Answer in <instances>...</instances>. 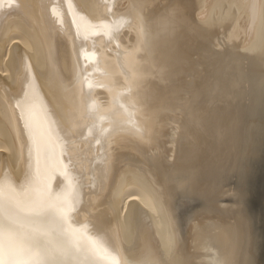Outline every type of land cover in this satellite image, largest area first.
I'll return each mask as SVG.
<instances>
[{"label":"bare ground","instance_id":"1","mask_svg":"<svg viewBox=\"0 0 264 264\" xmlns=\"http://www.w3.org/2000/svg\"><path fill=\"white\" fill-rule=\"evenodd\" d=\"M264 0H0V264H264Z\"/></svg>","mask_w":264,"mask_h":264},{"label":"water","instance_id":"2","mask_svg":"<svg viewBox=\"0 0 264 264\" xmlns=\"http://www.w3.org/2000/svg\"><path fill=\"white\" fill-rule=\"evenodd\" d=\"M264 192V174H257L256 186L254 188V198L252 205L255 208L256 213L262 214L263 206L261 204V197Z\"/></svg>","mask_w":264,"mask_h":264}]
</instances>
